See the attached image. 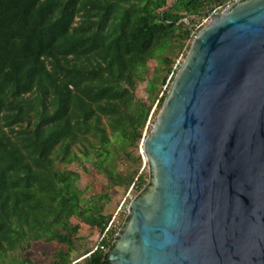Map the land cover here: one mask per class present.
Instances as JSON below:
<instances>
[{"label": "trees", "instance_id": "16d2710c", "mask_svg": "<svg viewBox=\"0 0 264 264\" xmlns=\"http://www.w3.org/2000/svg\"><path fill=\"white\" fill-rule=\"evenodd\" d=\"M223 1L175 0L180 10L171 11L161 10L167 0H0V264H14L11 254L37 241L65 244L53 264H73L81 226L72 218L101 233L108 226L101 196L85 198L80 172L59 163L82 154L110 184L149 187L138 149L155 111L137 87L148 81L161 110L171 86L166 50L197 35L201 28L186 24ZM156 55L166 89L157 86L160 76L148 79ZM114 152L137 165L128 178L117 172ZM117 238L75 264H111Z\"/></svg>", "mask_w": 264, "mask_h": 264}, {"label": "water", "instance_id": "95a60500", "mask_svg": "<svg viewBox=\"0 0 264 264\" xmlns=\"http://www.w3.org/2000/svg\"><path fill=\"white\" fill-rule=\"evenodd\" d=\"M141 143L111 264H264V0L210 14Z\"/></svg>", "mask_w": 264, "mask_h": 264}, {"label": "rangeland", "instance_id": "374dc122", "mask_svg": "<svg viewBox=\"0 0 264 264\" xmlns=\"http://www.w3.org/2000/svg\"><path fill=\"white\" fill-rule=\"evenodd\" d=\"M236 0H224L223 4L215 7L216 12L222 10L228 5H231ZM175 0H167L165 6L161 10H171V11H179L180 9L174 8ZM211 14V13H210ZM210 19L208 16H203L201 18H196L195 22L191 25L192 29H196L200 26L202 29ZM199 28V30H200ZM195 37V36H194ZM194 37H189L186 41L175 40L171 43L170 48H168L165 52V55L171 58L172 60V71L168 75V81L171 82V78L173 75V71H178L179 68L184 63L188 53L189 47L192 44ZM191 48V47H190ZM161 62V56L156 55L148 62L149 72L148 79L153 76H160V79L157 82V86L159 89H166L167 85L163 84L162 77L166 74V70L156 71L159 63ZM155 74V75H154ZM137 97L147 101L148 103L153 102V119L149 125L153 128L157 116L159 113L158 99L149 96L148 92V81L142 82L139 84L136 90ZM162 96V92H160L159 97ZM145 137H147V132L145 129ZM85 143L77 145L76 151L85 149ZM139 154L141 155L142 165L140 172L144 171L147 175V183L151 184L152 174L149 168V164L144 157V153L141 152V144L138 149ZM82 156L80 161H77L70 165H65L63 163H59L58 166L60 168L74 169L80 172L81 181L80 186L84 191V197L87 199H91L93 196H101L102 202L104 203V214L111 217L113 220L114 216L117 219H121L122 223L125 221L128 215V208L132 202V200L139 196L142 192H138L133 185L130 187H126V185L122 184H110L108 178L100 172L91 162L90 159H87L85 156ZM114 156L116 158V169L122 177L128 178L133 172H135L137 165L125 159L123 155H119L118 152H114ZM72 222L75 224H80L81 228L78 234L75 236V250L72 252V258L74 260L81 259L84 257L87 252L91 249H94L100 241L101 229L99 226H90L81 221V219L77 217L72 218ZM115 222L111 225V230L115 229ZM68 247L59 242V241H37L33 242L30 247L25 250H17L11 254L10 260L13 261L14 264H19L24 262L25 264H53V254L58 252L59 250H67ZM83 259L81 260V262Z\"/></svg>", "mask_w": 264, "mask_h": 264}, {"label": "built area", "instance_id": "2783aa9c", "mask_svg": "<svg viewBox=\"0 0 264 264\" xmlns=\"http://www.w3.org/2000/svg\"><path fill=\"white\" fill-rule=\"evenodd\" d=\"M232 5V4H231ZM231 5H228V6H226L225 8H223L222 10H224V9H226V8H228V7H230ZM222 10H220V11H222ZM216 12V11H215ZM219 12V11H218ZM213 13V12H212ZM208 18L211 20V17H210V14L208 15ZM182 21H184V22H186V23H189L190 21H189V18L187 17V16H185V17H183L182 18ZM198 28H200V26L198 27ZM196 36V35H195ZM129 213H130V206H129V208H128V215H127V218L125 219V221L122 223V220L121 219H117V217L116 216H114V218H113V220H110V222H109V224H108V226L106 227V229H105V231L103 232V233H101V236H100V241H99V244L95 247V249L96 248H98L99 246L102 248V249H107L104 245H100L101 244V241L102 240H104V239H107V240H112L113 238L115 239L116 237H118L119 236V234H120V232H121V229L123 228V226H124V224H125V222H126V220L128 219V217H129ZM116 221V223L117 224H115V229H114V232H113V237H111V232H112V230H111V225H112V223L113 222H115ZM116 241V240H115ZM90 254V253H89ZM89 254H87V255H89ZM87 255H85V256H87ZM84 256V257H85ZM84 257H82L81 259H77V260H74L73 261V264H75V263H77V262H79V261H81Z\"/></svg>", "mask_w": 264, "mask_h": 264}]
</instances>
